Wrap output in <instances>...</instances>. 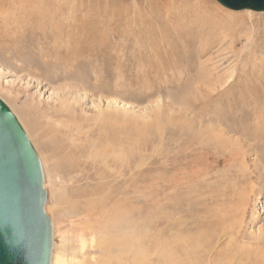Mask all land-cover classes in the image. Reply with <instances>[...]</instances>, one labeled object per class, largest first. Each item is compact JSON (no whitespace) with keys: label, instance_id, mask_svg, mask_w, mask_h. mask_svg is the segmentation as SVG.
<instances>
[{"label":"rangeland","instance_id":"374dc122","mask_svg":"<svg viewBox=\"0 0 264 264\" xmlns=\"http://www.w3.org/2000/svg\"><path fill=\"white\" fill-rule=\"evenodd\" d=\"M0 21V99L41 159L55 253L110 260L79 215L97 200L136 224L143 237L125 243L146 264L197 241L212 264H264V13L214 0H0ZM74 43L80 58L63 49Z\"/></svg>","mask_w":264,"mask_h":264},{"label":"water","instance_id":"95a60500","mask_svg":"<svg viewBox=\"0 0 264 264\" xmlns=\"http://www.w3.org/2000/svg\"><path fill=\"white\" fill-rule=\"evenodd\" d=\"M231 11L264 13V0H214ZM40 160L0 99V264H50L53 229Z\"/></svg>","mask_w":264,"mask_h":264},{"label":"bare ground","instance_id":"6f19581e","mask_svg":"<svg viewBox=\"0 0 264 264\" xmlns=\"http://www.w3.org/2000/svg\"><path fill=\"white\" fill-rule=\"evenodd\" d=\"M195 2H197V0H193ZM199 2V0H198ZM81 6V5H80ZM71 8V7H70ZM78 8V7H77ZM93 9H91L92 11ZM119 11V10H118ZM60 12V11H59ZM110 12V11H109ZM91 13V12H90ZM64 14V12H63ZM121 14V13H120ZM53 15V14H52ZM66 15V14H65ZM74 15V14H73ZM93 15V14H92ZM113 15V14H112ZM55 16V15H54ZM64 16V15H63ZM53 17V16H52ZM84 17V16H83ZM88 18V16H87ZM92 18V17H91ZM49 19V18H48ZM64 19V18H63ZM112 19V18H111ZM77 20V19H76ZM84 20V19H83ZM95 20V19H94ZM105 20V19H104ZM119 20V19H118ZM51 21V20H49ZM65 21V20H63ZM70 21V20H69ZM79 21V20H78ZM87 21V20H86ZM97 21V20H96ZM96 21H94L96 23ZM101 21V20H100ZM1 22V21H0ZM93 22V24H94ZM99 22V21H98ZM36 23V22H35ZM48 23V22H47ZM57 23V22H56ZM63 24V22H61ZM65 23V22H64ZM72 23V22H71ZM74 23V21H73ZM78 23V22H77ZM80 23V22H79ZM55 24V23H54ZM60 24V23H59ZM61 24V25H62ZM82 24V23H80ZM88 24V23H87ZM101 24V23H100ZM57 25V24H55ZM77 25V24H76ZM65 26V25H64ZM67 26V25H66ZM65 26V27H66ZM80 26V25H79ZM84 26L86 28V23H84ZM104 26V25H103ZM63 27V26H62ZM94 27V26H93ZM96 27V26H95ZM42 28V27H41ZM53 28V27H52ZM105 28V27H104ZM133 28V27H132ZM55 29H56V26H55ZM60 29V28H59ZM61 30V29H60ZM105 30V29H104ZM137 30V29H136ZM69 31V30H68ZM103 31V30H102ZM107 31V30H106ZM125 31V30H124ZM128 31V30H127ZM53 32V31H52ZM62 32V31H61ZM65 32H67V30H65ZM78 32V31H77ZM144 32V31H143ZM54 33V32H53ZM58 33V32H57ZM92 33V32H91ZM129 33V32H128ZM64 34V33H63ZM66 34V33H65ZM64 34V35H65ZM88 34V33H87ZM87 34L83 33L82 34H77V37L78 39L80 40H84L87 39ZM97 34V33H96ZM102 34V33H101ZM58 35V34H56ZM70 35V34H68ZM103 35V34H102ZM59 36V35H58ZM67 36V35H66ZM96 36V35H95ZM120 36V35H119ZM129 36V35H128ZM167 36V35H166ZM126 37V36H125ZM55 38V37H54ZM56 39V38H55ZM108 39V37H107ZM67 40V39H66ZM76 40V39H75ZM62 41V39H61ZM57 42V41H56ZM68 42V41H67ZM91 42V41H89ZM79 43V41L77 42ZM83 43V42H82ZM61 44V43H60ZM86 44V43H85ZM59 45V43H58ZM103 45V44H102ZM61 45H59L60 47ZM139 46V45H138ZM56 47V46H55ZM64 47V46H63ZM104 47V45H103ZM54 48V47H53ZM84 48V47H83ZM57 50V48H55ZM65 50V52L68 54H71L73 56V58H80L82 57L81 54H78V52L82 49V47H77L76 43L74 44H67V46H65V48H63ZM102 49V48H101ZM63 50V51H64ZM97 50V49H96ZM139 50V49H138ZM142 50V49H141ZM82 51V50H81ZM89 51V50H87ZM98 51V50H97ZM103 51V50H102ZM48 52V51H47ZM93 52V51H92ZM99 52V51H98ZM133 52V51H132ZM139 52V51H138ZM58 54L60 53L57 52ZM90 53V57L92 56L91 55V52ZM97 53V52H96ZM66 54V55H67ZM100 54V53H99ZM49 55V54H48ZM58 56V55H56ZM72 56H70V58H72ZM135 56V55H134ZM60 57V56H59ZM139 57V56H138ZM142 57V56H141ZM57 58V57H56ZM85 58V57H84ZM87 58V57H86ZM119 58V57H118ZM150 58V57H149ZM74 59V60H75ZM94 59V58H93ZM70 60V59H69ZM119 59H117L118 61ZM66 61V60H65ZM82 61V60H81ZM89 61V60H88ZM108 61V60H107ZM66 62H71V61H66ZM76 62V60H75ZM90 62V61H89ZM123 62V61H122ZM72 63V62H71ZM74 63V62H73ZM138 63V62H137ZM66 64V63H65ZM123 64V63H122ZM67 65H70V64H67ZM137 65V64H136ZM118 69V68H117ZM141 69V68H140ZM122 70V69H120ZM139 70V69H138ZM143 72V71H142ZM139 73V71H138ZM153 73V72H152ZM116 74V73H115ZM144 74V73H143ZM66 75V74H65ZM83 75V74H82ZM119 75V74H118ZM141 75V74H140ZM68 76V75H67ZM81 76V75H79ZM122 76V75H120ZM70 77V76H69ZM77 77V76H76ZM78 78V77H77ZM83 78V77H82ZM81 79V78H80ZM121 79V78H120ZM118 80H119V76H118ZM246 81V80H245ZM250 84V83H249ZM249 112V111H248ZM236 114V113H235ZM264 114V113H263ZM105 115V114H104ZM109 116V114H108ZM251 116V114H250ZM249 116V117H250ZM259 116H261L259 114ZM263 116V115H262ZM248 117V116H247ZM105 119H107V116H105ZM244 118H242L243 120ZM261 119V118H260ZM245 120V119H244ZM247 120V119H246ZM259 120V119H257ZM264 120V119H262ZM254 122V121H253ZM256 122V121H255ZM264 122V121H263ZM259 124H261L260 122H257ZM264 124V123H263ZM255 126V125H254ZM220 128V127H219ZM234 128V127H233ZM247 128V127H246ZM259 128V127H258ZM24 129V128H23ZM176 129V128H175ZM244 129V128H243ZM254 129V128H253ZM252 129V130H253ZM25 130V129H24ZM260 130V129H259ZM247 133H248V130H247ZM246 136V134H244ZM250 135V134H249ZM27 136V135H26ZM253 136V135H252ZM262 136V134H261ZM60 140V139H59ZM241 140V139H240ZM244 140V139H243ZM64 140H62V143H63ZM65 142V141H64ZM67 142V141H66ZM74 143V141H73ZM71 144V143H70ZM93 144V143H92ZM95 144V143H94ZM72 146V145H71ZM109 146V144H108ZM241 146V145H240ZM73 147V146H72ZM183 147V146H182ZM66 148H68L66 146ZM65 148V149H66ZM113 148V147H112ZM123 148V147H122ZM233 148V147H232ZM62 149V147H61ZM60 149V150H61ZM76 149V148H75ZM63 150V149H62ZM69 150V149H68ZM80 150V148L78 149ZM86 148L84 146L83 149H81L80 151L82 152V155L86 152ZM116 150V149H115ZM114 151V150H113ZM122 151V150H121ZM120 151V152H121ZM63 152V151H62ZM102 152V151H101ZM123 154V153H122ZM240 154V153H239ZM69 155V153H68ZM96 155V154H94ZM101 155V154H100ZM105 155V153H104ZM192 155V154H191ZM195 155V154H194ZM74 156V152H73V155ZM71 156V157H72ZM109 158L111 156V153L110 155H108ZM118 156L119 153H118ZM264 156V153L262 155V157ZM69 157V156H68ZM94 157V156H93ZM102 157V156H101ZM121 157V156H120ZM124 157V156H123ZM239 157V156H238ZM241 157V155H240ZM261 157V155L259 156V158ZM88 158V157H87ZM264 158V157H263ZM90 159V158H89ZM96 159V158H95ZM99 159V158H98ZM97 159V160H98ZM102 159V158H101ZM107 158L105 157V160ZM112 159V158H111ZM116 159V158H114ZM122 159V158H121ZM244 159V158H243ZM78 160V159H77ZM80 160V159H79ZM108 160V159H107ZM106 160V161H107ZM119 159H117L118 161ZM123 160V159H122ZM245 160V159H244ZM243 160V161H244ZM264 160V159H262ZM41 161V159H40ZM105 161V162H106ZM232 161V160H231ZM234 161V160H233ZM71 162V161H70ZM119 162V161H118ZM122 162V161H121ZM124 162V161H123ZM194 162V161H193ZM238 162V161H237ZM245 162V161H244ZM243 162V163H244ZM99 163V162H98ZM120 163V162H119ZM204 163V162H203ZM239 163V162H238ZM241 163V162H240ZM239 163V165H240ZM241 163V164H243ZM106 164V163H104ZM108 164V163H107ZM100 165V164H99ZM99 165H98V168L97 170L99 169ZM109 165V164H108ZM116 165V164H115ZM229 165V164H228ZM227 165V166H228ZM232 165V164H230ZM73 166V165H72ZM114 166V165H113ZM238 166V165H237ZM243 166V165H242ZM241 166V167H242ZM245 166V165H244ZM107 167V165H106ZM240 167V168H241ZM243 168V167H242ZM246 168V167H245ZM78 169V168H77ZM93 169V168H92ZM106 169V168H104ZM101 170V169H100ZM237 170V169H236ZM79 171V170H78ZM77 171V172H78ZM83 171V170H82ZM95 171V170H94ZM243 171V170H242ZM241 171V172H242ZM81 172V171H80ZM103 173V172H102ZM245 173V172H244ZM243 173V174H244ZM77 174V173H76ZM109 174V173H108ZM230 174V173H229ZM240 175H242L240 173ZM107 176V175H106ZM243 177V176H242ZM44 178V177H43ZM237 178V177H236ZM102 179V178H101ZM113 180V179H112ZM79 181V179H78ZM110 181V180H109ZM119 181V180H118ZM184 182V181H183ZM116 183V181H115ZM180 183V182H178ZM241 185V184H240ZM43 187L44 189L46 190V185H45V182L43 181ZM112 187V186H111ZM109 188V187H108ZM224 188V187H223ZM222 189V188H221ZM104 191V190H103ZM110 191V190H109ZM66 192V191H65ZM139 192V191H138ZM222 192V191H221ZM79 193V192H78ZM97 193V192H96ZM234 193V192H233ZM47 194V193H46ZM116 194V193H115ZM142 194V193H141ZM89 195V194H88ZM140 196V195H138ZM136 197V196H135ZM72 198V197H71ZM91 199V198H90ZM126 198H124L123 200H125ZM88 199L85 200V202L87 201ZM109 200V199H108ZM77 201V200H76ZM116 201V199H115ZM76 203V202H75ZM78 203V202H77ZM73 204V203H72ZM82 204V203H81ZM86 206H83L84 207V210L82 212L79 213V215L81 214H84V220L86 219V221L89 223L88 226H87V229L86 231L88 232V235L90 234L94 240L98 241L99 240V244L102 248V250H104V252H108V255H107V252H106V255L107 258H109L110 260H107V263H106V259H104L103 263L104 264H108L110 262H112L111 260L113 259L114 263L115 264H122V262H126L127 264H146V260L142 259V255L138 252H132L130 246H128L126 243H125V238L124 237H143V235L141 233H137V226L136 224H134V222L132 223L130 219H126L124 217H119L117 216L118 215V211L114 210L112 212L109 211V206L111 204H107V202H102V201H90V203L88 204H85ZM193 205V204H192ZM76 206H78L76 204ZM75 206V207H76ZM70 208V207H69ZM72 210H74L73 208H71ZM124 208H122L123 210ZM78 210V209H77ZM76 210V211H77ZM126 210V209H125ZM45 211L46 213L47 212V209H46V206H45ZM75 211V210H74ZM69 212V211H68ZM133 212V211H132ZM72 213V212H71ZM49 214V213H48ZM74 214V213H73ZM77 214V213H76ZM126 214V213H125ZM124 214V215H125ZM216 214V213H215ZM50 216V215H49ZM76 217V216H75ZM211 217V215H210ZM216 217V215H215ZM121 218V220H120ZM222 218V217H221ZM51 219V217H50ZM220 219V217H219ZM216 221V220H215ZM51 222H52V231H53V234H52V237H54V223L51 219ZM139 222V221H138ZM165 220L163 221V226L162 228H160V236H165L166 233H165V230H166V223H164ZM221 222V221H220ZM238 222V221H237ZM176 223V222H175ZM227 223V222H226ZM141 224V223H140ZM171 224V223H170ZM198 224V223H197ZM215 224V223H214ZM219 224V222H218ZM221 225V224H219ZM85 226V225H84ZM176 226V225H175ZM223 226V224H222ZM205 227V226H204ZM203 227V228H204ZM179 228V227H178ZM182 230V229H181ZM83 231V229H82ZM221 231V230H220ZM77 232V231H76ZM169 232V231H168ZM219 232V231H218ZM168 234V233H167ZM196 234V233H195ZM203 234V233H202ZM215 234V233H214ZM168 235H171V232L170 234ZM206 235V234H205ZM73 236H74V233H73ZM82 236V235H81ZM120 237V238H119ZM174 237V236H173ZM190 237V236H189ZM196 237V236H195ZM231 237V236H229ZM75 240V239H74ZM88 240V239H87ZM137 240V239H136ZM141 241V240H140ZM181 241V240H180ZM182 242V241H181ZM184 242V241H183ZM182 242V243H183ZM191 242V241H190ZM177 243H180V242H177ZM176 243V246H173L170 250L166 251V250H162L161 251V254L160 256L158 257V262L157 264H212L211 260L210 259H206L205 255H203V253L205 254V252H201L202 254L201 255H198L195 251H197L199 248H200V244L199 242L197 241L196 243H194V247L192 248L193 250L191 251V253H189L190 251V246L188 245V243L184 242L182 245L178 246ZM204 244V243H203ZM208 244V242H207ZM75 245V244H74ZM79 245V244H78ZM98 245V244H97ZM130 245V244H129ZM174 245H175V241H174ZM191 245V244H190ZM209 245V244H208ZM54 247V244L52 243V255H51V261H50V264H85L83 261H78V259L80 258L79 254H73V255H70V257H72L71 260H68V258H65L64 255H59L57 252L55 253V248ZM205 247V246H204ZM114 248H119V252H112V250ZM164 248V247H163ZM140 249V248H139ZM75 250V249H74ZM106 250V251H105ZM77 251V250H76ZM80 251V250H79ZM207 251V250H206ZM59 252V251H58ZM62 254V252H61ZM199 254H200V251H199ZM224 254V253H222ZM218 255V254H217ZM225 255V254H224ZM245 255V254H244ZM183 256L186 258L184 259ZM191 256V257H190ZM241 256V255H240ZM82 257V255H81ZM230 257V256H229ZM227 258V257H226ZM246 258V257H245ZM103 259V258H102ZM147 259V258H146ZM229 259V258H228ZM247 259V258H246ZM207 260V262H206ZM225 260V259H224ZM249 260V259H248ZM109 261V262H108ZM223 261V260H222ZM229 261V260H228ZM231 261V260H230ZM235 261V260H234ZM89 262V261H88ZM224 262V261H223ZM257 263V262H256ZM214 264V263H213ZM225 264H228L227 262H225ZM242 264V262H241ZM246 264V263H245ZM250 264V263H249Z\"/></svg>","mask_w":264,"mask_h":264}]
</instances>
